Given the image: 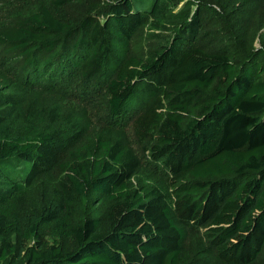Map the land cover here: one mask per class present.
Returning a JSON list of instances; mask_svg holds the SVG:
<instances>
[{
	"label": "trees",
	"instance_id": "1",
	"mask_svg": "<svg viewBox=\"0 0 264 264\" xmlns=\"http://www.w3.org/2000/svg\"><path fill=\"white\" fill-rule=\"evenodd\" d=\"M204 1H99L103 10L73 25L64 6L89 0H44L0 32L3 56L26 86L44 89L74 73L88 82L104 76L114 116L129 111L140 91L150 104L134 120L135 136L171 182L168 191H131L138 158L122 140L99 138L60 163L59 202L22 215L27 189L82 132L27 126L13 133L0 115V264H196L184 248L187 229H203L218 263L257 262L264 250V30L234 28L224 48L204 49ZM141 29L158 47L147 57H116L114 45ZM35 114L28 108L27 120ZM87 191L111 201L107 229L100 218L75 220L76 197ZM64 236L75 249L59 243Z\"/></svg>",
	"mask_w": 264,
	"mask_h": 264
},
{
	"label": "rangeland",
	"instance_id": "2",
	"mask_svg": "<svg viewBox=\"0 0 264 264\" xmlns=\"http://www.w3.org/2000/svg\"><path fill=\"white\" fill-rule=\"evenodd\" d=\"M44 0H0V32L17 24L18 19L26 9L38 6ZM99 1L89 0L88 4H66L63 15L74 25L88 13L100 12ZM202 3L203 27L198 44L204 49L214 50L224 48L227 42L234 38L233 30L238 27L260 26L264 30V0H205ZM150 5V2L148 6ZM181 7V4L179 5ZM230 10L229 17L225 16ZM218 22L217 25H213ZM260 46V42L256 43ZM147 31L141 29L128 43L114 45L115 56L125 58L129 55H147L157 48ZM7 58V57H6ZM3 56L0 47V115L5 117V125L17 133L32 126L38 131H52L59 134L74 133L81 130V138L66 149L60 162L51 170L44 172L35 185L27 189L24 199L26 206L22 207V215H32L42 203L52 201L58 203L62 195L59 180H64L60 163L68 159L69 151L76 150L102 138L105 140H122L136 155L140 162L139 169L133 179L128 183L131 191H142L144 188L160 186L168 191L171 187L170 175L166 173L160 163H154L149 158L146 143H140L134 132V120L150 104V101L139 93L131 100L130 110L120 116L110 113L106 79L88 82L72 74L60 82H50L51 86L34 89L26 86L22 81L21 72L17 69L15 61H8ZM109 74L114 64L108 66ZM74 75V76H73ZM24 80V79H23ZM46 85V84H45ZM32 107L35 116L27 120V109ZM191 116H194L192 114ZM72 121L77 128L74 129ZM86 156V160L93 162ZM77 162V161H75ZM111 201L107 197L98 196L93 191L76 197L75 220L83 222L85 218L96 217L102 221L103 229L109 227L108 208ZM47 241L55 239L51 226L43 228ZM184 248L189 253L191 261L196 264H221L214 259V249L208 244L203 229L186 230ZM60 244L71 251L76 244L73 237L57 238ZM255 264H264V250Z\"/></svg>",
	"mask_w": 264,
	"mask_h": 264
}]
</instances>
